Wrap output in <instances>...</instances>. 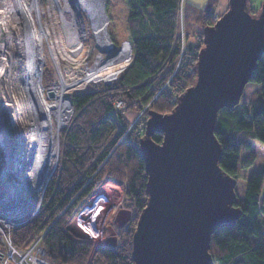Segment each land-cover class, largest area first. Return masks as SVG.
Returning <instances> with one entry per match:
<instances>
[{
  "label": "trees",
  "instance_id": "trees-1",
  "mask_svg": "<svg viewBox=\"0 0 264 264\" xmlns=\"http://www.w3.org/2000/svg\"><path fill=\"white\" fill-rule=\"evenodd\" d=\"M125 4L128 61L111 83H89L69 94L74 115L59 132L58 160L44 187L42 203L32 217L11 231L18 248L30 245L41 235L44 257L55 264L86 263L93 241L72 231L69 224L104 176L125 182L124 194L135 215L145 206L147 176L138 147L147 112L170 111L179 95L193 83L197 53L203 46L202 28L214 23L213 0L204 7L187 0H125ZM180 7L186 27L183 38L177 28ZM249 10L258 11L251 7ZM192 25L200 30L194 31ZM104 42L100 38L90 76L97 72L108 82L115 75ZM36 79L39 82L38 76ZM96 80L101 79L96 75L91 81ZM247 83L256 98L248 104L240 100L233 108L221 109L214 128L220 146L218 164L236 182L239 177L243 179V194L235 190L233 206L239 216L211 234L212 264H264V197L260 195L264 164L250 173L238 172L254 163V152L240 156L242 149H250V139L264 143V54ZM116 100L123 101L125 111H144L139 129L136 123L130 125L129 117L115 106ZM151 138L159 143L162 134L155 132ZM135 224L134 219L121 230L116 246H96L92 264H133L131 237Z\"/></svg>",
  "mask_w": 264,
  "mask_h": 264
},
{
  "label": "water",
  "instance_id": "water-1",
  "mask_svg": "<svg viewBox=\"0 0 264 264\" xmlns=\"http://www.w3.org/2000/svg\"><path fill=\"white\" fill-rule=\"evenodd\" d=\"M247 3L227 0L224 12L202 28L193 83L170 111L147 112L138 147L147 200L131 237L133 264H212L211 234L239 216L233 206L236 179L218 164L214 128L221 109L238 105L264 54V2L256 13ZM155 132L162 134L159 143L151 138ZM32 207L27 202L17 214L19 207L0 202V216L23 220ZM130 219L131 210L120 208L114 222L121 228ZM108 228L104 245L114 247L116 231Z\"/></svg>",
  "mask_w": 264,
  "mask_h": 264
},
{
  "label": "rangeland",
  "instance_id": "rangeland-1",
  "mask_svg": "<svg viewBox=\"0 0 264 264\" xmlns=\"http://www.w3.org/2000/svg\"><path fill=\"white\" fill-rule=\"evenodd\" d=\"M11 2L13 3L14 0H0V9H3L4 2ZM101 2V3H100ZM264 0H248V7L252 9H258ZM14 3L19 5L23 9V5L20 0H16ZM35 7L32 10V17L34 21L37 19L38 25L40 28L45 31L43 33L42 45H43V53L41 51L40 57L41 60L44 62L43 64L40 63L41 68V77H39V82L37 81V75L39 73V65L38 70L33 71L31 69V61L29 59L30 51L25 50L24 40H29V38H24L23 30L25 29L24 33L29 36L30 27H25L24 21H21L19 17H21L20 11L17 12L13 11L12 9L9 10V13H6L2 17L0 21V31L1 39L0 40V47L2 48L4 54V43H8L5 37L6 28L4 27L6 19L10 22V26L13 24V28L11 31V59L7 65V71L3 70V75L0 78V106L3 104H8L6 100V96L4 91H11L13 96L16 98L17 101V108L15 109V117L18 120L15 123H19V126L24 128V131L28 132V128L30 123H28V115L31 114V107L27 108L25 105L27 104V97L31 95L30 91L32 88L39 89L42 91V94H45V99L49 102H55V104L59 107V90H61V94L64 97H68L74 91L82 90L87 87L89 83H98L103 82V80H96V81H87L85 84L75 87L78 83L81 82L82 79H74L71 77L70 74L73 69L74 64L70 61L71 58H77L80 60V68L83 70H87V73L91 75L92 73V62L96 58L99 49V41L102 38L106 44L108 49L109 56L111 57L112 65L111 69L113 74L116 75L121 68L126 64L129 59V55L127 53V45H126V35H125V22L127 16V8L125 4V0H82V4H84V8L90 14L92 21V25L94 28V35L93 30L91 29V34L86 37H83L81 41L77 42V45H82V48L79 49L75 56L69 53L67 44H66V37L62 29H64L63 23L60 25L59 22L60 16L58 11L53 10L55 8L54 4L50 0H35L34 1ZM227 4V0L225 1ZM226 6V5H225ZM18 7V6H17ZM183 7V6H182ZM180 7L178 10V18H177V28L178 32L180 33V37L183 38L185 31L184 27L185 22L183 17V9ZM28 9V8H27ZM26 9V10H27ZM60 10V9H59ZM55 13L57 15H55ZM83 20L86 23L88 22L87 16L84 15L82 11L81 14ZM16 21V23L14 22ZM4 21V22H3ZM36 21V22H37ZM26 24H28L26 22ZM80 29L82 30L81 20L79 19ZM3 26V27H2ZM24 26V27H23ZM46 26V28H45ZM195 26V27H194ZM192 25V29L194 31H199L200 28L196 25ZM80 30V31H81ZM190 30V29H189ZM22 33V35H20ZM73 41V40H71ZM52 47V50H51ZM24 48V49H23ZM182 45L180 47V50ZM52 52H55L57 56L53 57ZM6 53V51H5ZM34 58V57H33ZM1 59V58H0ZM39 59V58H38ZM5 60V59H4ZM41 61V62H42ZM179 61L177 62V64ZM36 66V62H35ZM45 67H47V74L44 76ZM85 67V68H84ZM36 72V78L34 79L33 73ZM78 76L82 74V72H77ZM75 73V74H77ZM120 73V72H119ZM118 73V74H119ZM7 74L10 75L9 80ZM4 76V77H3ZM89 76L88 78H90ZM11 81V82H10ZM37 83V84H36ZM50 89L54 90V97L53 95L49 94L51 91ZM27 96V97H26ZM26 97V99H25ZM44 97V96H43ZM256 98L255 92L253 87L246 83L242 89L240 100L244 103H249ZM121 101L122 107L118 108L121 112L125 113L129 119L131 120L130 125H134L136 123L138 129L143 124L144 118V111H125V107L123 106L122 100H116L115 102ZM31 104L30 106H32ZM116 106V105H115ZM57 107V108H58ZM124 109V110H123ZM146 109V108H145ZM123 110V111H122ZM73 108L71 104V111L68 119L64 120V124L57 129L55 134L56 136V147L59 148V132L62 128L67 126L73 118ZM223 112H221L222 114ZM38 116L40 112H38ZM147 116V115H146ZM44 122H47L46 117H44ZM49 118L55 127L57 120L59 119L53 112L49 114ZM14 123V124H15ZM18 125V124H16ZM145 125V124H144ZM231 127L230 125H226V128ZM131 128V126H130ZM137 128V127H136ZM9 130V128H8ZM10 131V130H9ZM46 138V136H45ZM251 147L250 149H242L240 152V156H245L249 152H254L255 160L254 163L247 169H239L238 172L240 173H250L252 171H256L260 169L264 164V143L259 141L258 139L251 138ZM58 145V146H57ZM5 146V145H4ZM2 145L1 153L6 158L5 160L8 161L7 155L5 154L7 149H4ZM7 147V145H6ZM8 153V152H7ZM58 155V151H57ZM25 156V155H24ZM1 157V156H0ZM2 159V158H1ZM20 160L23 159V156L19 158ZM18 160V159H17ZM58 156L56 158L55 164H57ZM10 163V162H8ZM56 166V165H55ZM55 167L52 168L51 173L54 171ZM51 175V174H50ZM49 175L47 176V178ZM47 180V179H46ZM243 179L239 177L235 184V190L237 194H243ZM48 181V180H47ZM44 183L43 189L47 184ZM264 183V181H263ZM124 185L125 182L120 179L112 178L111 176H104L100 181L98 187L92 191V193L88 196L87 202L85 206L81 209L79 213H77L74 219L69 224V228L77 234L86 235L93 241V249L96 246L104 245V240L110 235L109 226H112L116 231V238L117 242L119 240V236L121 235V230L127 226V224L135 219L137 220L138 215H135L134 208L128 204V197L124 194ZM44 191V190H43ZM33 191L29 193V195H25L24 199L28 200V202L34 201V198H37L39 201V206L41 205L42 200V193ZM39 195V196H38ZM41 195V196H40ZM261 197H264V184L262 185L261 189ZM23 201V200H22ZM120 208H128L131 210V219L123 225L121 228L117 227L114 222V217L117 211ZM19 210V208H18ZM16 210L17 214L19 213ZM137 216V217H136ZM75 223V225H74ZM78 225V226H77ZM87 229V230H86ZM117 245V244H116ZM115 245V246H116ZM93 249L91 250L87 261L85 264H92L94 263L93 258Z\"/></svg>",
  "mask_w": 264,
  "mask_h": 264
},
{
  "label": "bare ground",
  "instance_id": "bare-ground-1",
  "mask_svg": "<svg viewBox=\"0 0 264 264\" xmlns=\"http://www.w3.org/2000/svg\"><path fill=\"white\" fill-rule=\"evenodd\" d=\"M16 0H14L15 2ZM23 9L17 5L16 3L4 2L3 9L0 10V14L2 16H6V13H9V10H15L17 8L21 13V21H24L25 27H30L29 36L24 33V38H29V40H24L25 50L29 53V59L31 61V69L33 71L38 70V65L44 62L41 60L40 53H43V45L42 39L44 38L43 30L38 25L37 19L34 21L32 17V10L37 7L34 3L35 0H20ZM55 8L53 10L60 12V21L63 23L64 29L63 32L66 37V44L69 53L77 54L79 49L82 48V45H77V42L83 37L91 34V29L93 30V35L95 34L94 28L92 25V19L88 11L83 7L82 0H50ZM101 3V2H100ZM18 6V7H17ZM28 8V9H27ZM27 9V10H26ZM60 9V10H59ZM82 11L84 15L87 16L88 22L85 26V21L83 20L81 14ZM79 19L81 20L82 30L80 29ZM37 21V22H36ZM4 22V21H3ZM16 23V21L14 20ZM26 22L28 24H26ZM4 27L6 28L5 37L8 43H4V54L2 51V46L0 47V58H4L2 65L4 66L3 70L7 71V65L11 57V31L13 28V24L10 26V22H4ZM3 27V26H2ZM24 27V26H23ZM46 28V26H45ZM2 28H0L1 30ZM81 30V31H80ZM2 31H0L1 33ZM22 35V33L20 34ZM73 40V41H71ZM24 49V48H23ZM52 50V47H51ZM6 51V53H5ZM53 57L57 56L55 52H52ZM34 57V58H33ZM39 58V59H38ZM42 61V62H41ZM74 66L71 73V77L74 79H82L80 83H78L75 87L80 86L83 82L91 81L96 75L101 79V76L94 72L92 77L88 78L90 74L87 73V70H83L80 68V60L77 58H71L70 60ZM36 62V66H35ZM85 68V67H84ZM82 72L80 76H78L77 72ZM4 72L0 74V78L2 77ZM41 73V70H40ZM37 75L38 79L41 75ZM77 73V74H75ZM36 72L33 73L36 78ZM118 74V73H117ZM117 74L112 78V80L117 76ZM4 77V76H3ZM10 77L7 74L6 79ZM9 80V78H8ZM104 81V80H103ZM111 81V80H110ZM108 81V82H110ZM11 82V81H10ZM106 82V81H104ZM107 83V82H106ZM37 84V83H36ZM51 95L54 97V90L50 89ZM63 90V88L61 89ZM61 90H59V107L53 102H49L45 99V94H42V91L36 89L35 87L31 89L30 96H26L28 101L25 105L27 108L31 107V114L28 115V123H30L28 132L24 131L22 126V121L18 120L15 117V109L17 108L16 96H13L11 91H4L6 96V100L8 104H2L0 106V202L8 204L12 207H19L22 205V200L25 195H29L33 191L42 193L44 183L48 180L47 176L51 174V170L55 167V161L57 158L58 147H56V132L65 122L64 120L70 115L71 111V102L66 97L63 98L61 94ZM49 92V94H50ZM44 96V97H43ZM25 97V99H26ZM33 104L32 106H30ZM58 107V108H57ZM38 112H40L41 116H38ZM52 112L59 118L55 127L49 118V114ZM47 122H44L45 118ZM21 122V126L19 123ZM15 123V124H14ZM18 124V125H16ZM9 128V130H8ZM46 136V138H45ZM2 145L4 149H7L5 154L8 158L6 161L4 157V153H1ZM7 145V147H6ZM58 146V145H57ZM25 155V156H24ZM23 156V159L19 158ZM2 158V159H1ZM18 159V160H17ZM10 162V163H8ZM47 179V180H46ZM35 192V194H36ZM33 194V193H32ZM39 196V195H38ZM75 225V223H74ZM78 226V225H77Z\"/></svg>",
  "mask_w": 264,
  "mask_h": 264
},
{
  "label": "built area",
  "instance_id": "built-area-1",
  "mask_svg": "<svg viewBox=\"0 0 264 264\" xmlns=\"http://www.w3.org/2000/svg\"><path fill=\"white\" fill-rule=\"evenodd\" d=\"M55 15L57 14L55 13ZM57 16H61L60 12ZM218 16L219 15L213 14L212 16L213 20L217 19ZM2 17H3L2 14H0V21L2 20ZM59 23L60 25H62L61 22ZM1 38L2 37L0 35V40H2ZM3 60L4 58L2 57L0 59V74H2L4 68V66L2 65ZM113 80L107 83H111ZM83 84H85V82H83L81 85ZM121 103H122L121 101L119 102L117 101L115 102V105L118 108H120L122 107L120 106ZM39 201L40 199L37 200V198H34V201H32L33 207L29 212L28 216L23 220H12L10 218L0 216V264H55L44 257V250L39 243L41 239V235L36 237L35 240L30 245L22 248L16 247L12 241V236H11L12 228L32 217L39 209ZM27 202L28 200L24 199L23 197L22 205L18 212H21L24 209V207L26 208Z\"/></svg>",
  "mask_w": 264,
  "mask_h": 264
},
{
  "label": "crops",
  "instance_id": "crops-1",
  "mask_svg": "<svg viewBox=\"0 0 264 264\" xmlns=\"http://www.w3.org/2000/svg\"><path fill=\"white\" fill-rule=\"evenodd\" d=\"M188 2L199 6V7H204L208 0H187ZM214 1V9H213V14L219 15L227 8V4L225 3L226 0H213ZM226 5V6H225Z\"/></svg>",
  "mask_w": 264,
  "mask_h": 264
},
{
  "label": "snow or ice",
  "instance_id": "snow-or-ice-1",
  "mask_svg": "<svg viewBox=\"0 0 264 264\" xmlns=\"http://www.w3.org/2000/svg\"><path fill=\"white\" fill-rule=\"evenodd\" d=\"M87 230V229H86Z\"/></svg>",
  "mask_w": 264,
  "mask_h": 264
}]
</instances>
